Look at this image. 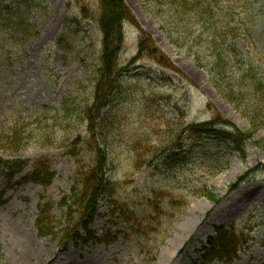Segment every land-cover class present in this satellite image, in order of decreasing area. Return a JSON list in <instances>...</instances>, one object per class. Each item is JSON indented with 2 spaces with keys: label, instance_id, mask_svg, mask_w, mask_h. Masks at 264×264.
<instances>
[{
  "label": "rangeland",
  "instance_id": "1",
  "mask_svg": "<svg viewBox=\"0 0 264 264\" xmlns=\"http://www.w3.org/2000/svg\"><path fill=\"white\" fill-rule=\"evenodd\" d=\"M124 1L138 23L124 26L119 69L129 72L119 78L100 119L93 117L96 124L103 119L95 141L107 150L108 177L117 192L113 200L100 203L92 236L81 244L71 241L65 251L61 234L42 238L35 222L43 198L55 205L58 219L63 216L61 199L70 194L78 172L95 160L97 144L87 143L92 135L86 110L94 102L101 63L97 0H0V135L26 123L24 136L30 138L21 153L0 150V156L28 160L26 174L43 159L56 172L52 185L43 189L33 183L8 187L0 170V264H194L200 262L201 242L216 227L232 224L247 242L233 264H264V149L256 144L264 133L247 144L244 157L229 155L227 169L214 175L216 170L199 153L198 138L185 129L221 118L247 130L246 120L217 95L206 71L198 67L197 56L210 63L204 49L172 46L160 29L156 8L145 0ZM221 1L241 15L238 49L264 79V0ZM28 2L38 7L28 10L22 23L16 9L26 11ZM142 33L152 42L139 53ZM179 144L187 151L186 162L164 166V153ZM203 182L220 203L193 197ZM159 193L185 198L190 205L179 219L181 210L163 200L162 209L175 216L163 221V227L152 224V231L149 205ZM213 215L216 220L206 226ZM77 216L64 218L61 231Z\"/></svg>",
  "mask_w": 264,
  "mask_h": 264
},
{
  "label": "trees",
  "instance_id": "2",
  "mask_svg": "<svg viewBox=\"0 0 264 264\" xmlns=\"http://www.w3.org/2000/svg\"><path fill=\"white\" fill-rule=\"evenodd\" d=\"M79 1V0H78ZM146 4L157 9V18L161 24V31L167 37L170 44L179 49L188 47L190 50L204 49L210 63L205 65L204 59L196 57L199 68L206 71L209 83L216 90L217 95L231 105L248 124L247 130H242L216 118L206 123H198L188 126L185 131L198 138L199 153L208 161L209 166L218 175L227 169V157L232 153L239 156L246 155L247 144L254 141L258 134L264 133V79L260 68L247 61L239 51L237 42L241 38L242 22L239 16H235L233 10L222 6L221 0H145ZM26 3V0H24ZM28 2L27 10H17V17L22 18L28 10L37 8ZM96 17L97 27L102 36L101 63L95 84V98L92 107L86 110L89 120V133L92 140L88 146L96 143L98 129L101 128L103 119L96 124L93 117L102 115L105 108L112 102L113 94L118 87V80L129 68L119 69L120 53L125 43L124 26L129 23L138 26L137 19L124 0H97ZM7 9H10L7 6ZM82 14L88 13L85 5L81 6ZM4 11L1 10V13ZM88 18L87 15L85 17ZM238 22V23H237ZM63 36L58 43L63 46ZM151 37L142 33L139 44V53L147 50ZM134 60L131 65L136 62ZM26 123L16 125L9 133L0 135V150L11 153H21L28 145L29 136H24ZM79 139V138H78ZM78 139L75 144H78ZM98 140V139H97ZM211 145L207 147L204 142ZM181 142V141H180ZM103 144V143H102ZM182 144V143H180ZM178 145L162 156L164 166L177 167L184 164L188 158L183 145ZM257 146L264 149V135L256 142ZM29 161L25 159H6L0 156V170L2 171L8 187L33 183L48 189L56 178V172L49 160L38 161L34 170L26 174ZM108 153L105 148L97 144L95 148V160L87 170H80L74 180V185L69 195H65L59 208L63 216L58 219L54 213L55 205L44 198L39 204L38 217L35 222L37 232L42 238H56L61 234V244L65 251L68 243L75 244L86 242L87 237L92 236L91 227L100 216V203L113 200L117 192V184L108 177ZM21 179L16 182V179ZM247 176L239 179L238 183L231 186V190L239 187ZM194 198H206L210 202L220 203V197L209 189L208 182L200 184L193 191ZM169 201V205L180 209L179 219L189 207L190 201L171 198L165 194H156L150 200L148 214L149 227L156 231L154 223L164 226L163 221L173 219L175 214L161 207L162 201ZM77 218L72 223L64 226L63 219L70 218L74 213ZM67 220V219H66ZM141 228L139 222L135 221ZM65 224V223H64ZM153 226V227H152ZM102 241V240H101ZM197 253L200 262L194 264H233L240 260L241 249L246 244V236L240 232L235 224L216 227L214 234L201 242Z\"/></svg>",
  "mask_w": 264,
  "mask_h": 264
},
{
  "label": "bare ground",
  "instance_id": "3",
  "mask_svg": "<svg viewBox=\"0 0 264 264\" xmlns=\"http://www.w3.org/2000/svg\"><path fill=\"white\" fill-rule=\"evenodd\" d=\"M219 209V208H218ZM216 220V217H215V215H213L210 219H209V221L207 222V224H206V226H208V225H210L212 222H214ZM203 230H205L204 228H203Z\"/></svg>",
  "mask_w": 264,
  "mask_h": 264
},
{
  "label": "water",
  "instance_id": "4",
  "mask_svg": "<svg viewBox=\"0 0 264 264\" xmlns=\"http://www.w3.org/2000/svg\"><path fill=\"white\" fill-rule=\"evenodd\" d=\"M153 51H154V53H156L158 50H157V48H154Z\"/></svg>",
  "mask_w": 264,
  "mask_h": 264
}]
</instances>
